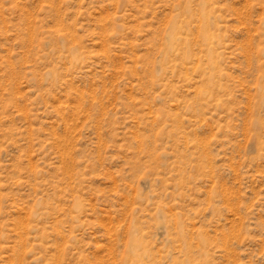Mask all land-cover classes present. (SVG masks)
<instances>
[{"label": "rangeland", "instance_id": "obj_1", "mask_svg": "<svg viewBox=\"0 0 264 264\" xmlns=\"http://www.w3.org/2000/svg\"><path fill=\"white\" fill-rule=\"evenodd\" d=\"M0 264H264V0H0Z\"/></svg>", "mask_w": 264, "mask_h": 264}]
</instances>
